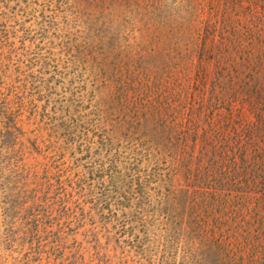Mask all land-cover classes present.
Returning <instances> with one entry per match:
<instances>
[{
    "label": "rangeland",
    "instance_id": "rangeland-1",
    "mask_svg": "<svg viewBox=\"0 0 264 264\" xmlns=\"http://www.w3.org/2000/svg\"><path fill=\"white\" fill-rule=\"evenodd\" d=\"M102 1L0 0V264H195L215 240L174 241L163 210L185 183L194 227L253 224L264 264V186L204 176L200 142L173 178L179 135L158 156L133 121L153 84L165 125L264 161V0Z\"/></svg>",
    "mask_w": 264,
    "mask_h": 264
},
{
    "label": "trees",
    "instance_id": "trees-1",
    "mask_svg": "<svg viewBox=\"0 0 264 264\" xmlns=\"http://www.w3.org/2000/svg\"><path fill=\"white\" fill-rule=\"evenodd\" d=\"M99 1L92 0L95 3ZM102 2L104 3L105 1ZM109 55V53L104 55L105 61H107ZM104 64L105 62L102 65ZM110 86H113V82ZM158 90L159 88L153 84H138L133 89L134 95L141 97L139 101L141 100L142 102L140 105L142 110L136 113L133 121L136 123L138 131L142 130L147 133L148 141L154 145L152 148L158 156L159 151L157 148L164 149V139L171 141L175 139L174 135H179L175 149L182 148V150L186 151L185 155L187 157L182 156L180 163L177 162L175 157L171 159L168 163L171 177H177L176 175L184 176L187 181L191 178L192 154L194 153L195 143L200 142L204 144V147L207 144L211 147V151L206 150L203 157L198 159V162H205L206 164L203 170H199L205 173L204 176L208 177L209 173L210 176L216 175L221 180L239 179L238 184L240 187L236 192H240L241 196L246 197L255 191L259 185L264 186V161L261 159L259 164L255 163L256 160L254 162L253 157H249L246 147L238 146L237 144L236 146L224 145L219 148L212 146L205 135L203 137L199 135L196 120L191 121V125L186 128L180 123L178 130L175 127L176 123L165 125L160 112L161 106L157 100ZM187 91L188 88L182 83L177 93L179 105L176 107L177 110L172 111L170 114L174 119H182L183 115H186ZM109 98V101L115 105L113 92L112 97ZM159 122L162 125H159ZM190 142L192 146L189 145ZM185 184L180 190H171L164 196L163 210L165 212V223H170L168 230L174 241H184L190 245L189 248H193L192 246L195 245L196 239H200L201 234L204 236L209 234L210 240H215L208 243L207 249L210 257L199 254L200 259H195V264H259V252L257 251L259 240L252 235L257 228H254V225L249 222L239 228L232 229L231 233L228 234L221 232L220 226L213 227L209 231L198 226L195 228L193 223H206V217L199 219L198 214L194 212L193 205L188 202V198L190 199L189 185H187L188 183ZM180 196L183 198V202L180 200ZM241 199L243 201L241 207L246 209L248 204L245 200L246 198L242 197ZM215 223L218 222L215 221ZM254 224H258L259 228L261 226L260 223ZM216 232H218L220 238L217 237L215 239ZM222 234H225L224 239H221Z\"/></svg>",
    "mask_w": 264,
    "mask_h": 264
}]
</instances>
